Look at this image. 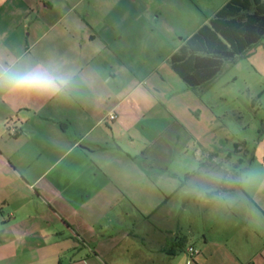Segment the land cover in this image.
<instances>
[{"label":"crops","instance_id":"1","mask_svg":"<svg viewBox=\"0 0 264 264\" xmlns=\"http://www.w3.org/2000/svg\"><path fill=\"white\" fill-rule=\"evenodd\" d=\"M84 1L0 0V63L73 74L65 94L0 92V264H264V204L228 174L217 194H244L253 227L212 223L187 242V182L216 163L198 143L200 87L136 35L97 33Z\"/></svg>","mask_w":264,"mask_h":264},{"label":"rangeland","instance_id":"2","mask_svg":"<svg viewBox=\"0 0 264 264\" xmlns=\"http://www.w3.org/2000/svg\"><path fill=\"white\" fill-rule=\"evenodd\" d=\"M220 4L221 0H85L77 12L86 19L89 10V22L103 25L96 28L97 33L136 35L139 47L153 48L152 61L170 69L171 55L208 24ZM143 56L138 54L139 62ZM193 95L201 112L198 143L216 162L206 167L209 160L203 159L202 176L187 182L186 211L180 215L187 242L200 246L212 223L240 222L253 227V217L248 218L256 212L250 211L244 194L264 204V38L224 61L216 77ZM232 169L236 189L244 194L236 191L233 203H225L217 193L222 191L221 179Z\"/></svg>","mask_w":264,"mask_h":264},{"label":"trees","instance_id":"3","mask_svg":"<svg viewBox=\"0 0 264 264\" xmlns=\"http://www.w3.org/2000/svg\"><path fill=\"white\" fill-rule=\"evenodd\" d=\"M263 38L264 0H229L171 55L170 67L189 88L195 89L209 84L224 61L233 60ZM231 172L226 174L238 188L234 183L236 172ZM179 246L182 248V241Z\"/></svg>","mask_w":264,"mask_h":264},{"label":"clouds","instance_id":"4","mask_svg":"<svg viewBox=\"0 0 264 264\" xmlns=\"http://www.w3.org/2000/svg\"><path fill=\"white\" fill-rule=\"evenodd\" d=\"M73 84V74L55 65L21 66L0 63V92L65 94Z\"/></svg>","mask_w":264,"mask_h":264},{"label":"built area","instance_id":"5","mask_svg":"<svg viewBox=\"0 0 264 264\" xmlns=\"http://www.w3.org/2000/svg\"><path fill=\"white\" fill-rule=\"evenodd\" d=\"M107 119L109 120V121H113V120H115L116 119V114L115 113H110V114H108L107 115ZM15 127L14 126H12V125H10V127H9V129H8V132L9 133H11V134H14L15 133ZM188 252H190V253H194L195 251L193 250V248L192 247H188Z\"/></svg>","mask_w":264,"mask_h":264}]
</instances>
